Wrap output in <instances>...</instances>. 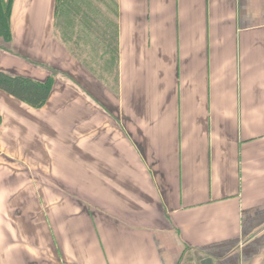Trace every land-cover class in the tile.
Segmentation results:
<instances>
[{
    "label": "crops",
    "instance_id": "1",
    "mask_svg": "<svg viewBox=\"0 0 264 264\" xmlns=\"http://www.w3.org/2000/svg\"><path fill=\"white\" fill-rule=\"evenodd\" d=\"M117 10L98 72L56 0L13 2L0 71L55 83L0 91V264H264V0Z\"/></svg>",
    "mask_w": 264,
    "mask_h": 264
},
{
    "label": "trees",
    "instance_id": "2",
    "mask_svg": "<svg viewBox=\"0 0 264 264\" xmlns=\"http://www.w3.org/2000/svg\"><path fill=\"white\" fill-rule=\"evenodd\" d=\"M13 2L14 0H0V41L6 43L12 41ZM88 3L91 4L90 8L85 6ZM63 16L69 19L71 36L96 38L103 50L104 57L101 60L108 64L113 61L116 65L119 57L117 0H56L57 27L59 19ZM105 56H109L108 59ZM77 57L80 61L86 62L80 56ZM54 83V75L46 82H38L0 71V91L8 93L34 109H40L47 103Z\"/></svg>",
    "mask_w": 264,
    "mask_h": 264
},
{
    "label": "rangeland",
    "instance_id": "3",
    "mask_svg": "<svg viewBox=\"0 0 264 264\" xmlns=\"http://www.w3.org/2000/svg\"><path fill=\"white\" fill-rule=\"evenodd\" d=\"M90 3L86 4L90 8L91 4ZM113 4V2H112ZM112 7V5H110ZM85 8V7H83ZM69 24V19L66 16H63L59 19L58 23V33L60 34V40L63 41V43L66 44V46L70 49L72 54L74 55V51L77 53L78 56L81 57L84 61H86L89 65H93V68H100L103 64L100 62L96 61V64H93V61H95L92 56V51L96 47H101L100 43L98 41L92 42V38H75L74 36L70 35V25ZM83 40V46H81V42ZM91 41V42H90ZM99 72V70L97 69ZM101 73V72H100Z\"/></svg>",
    "mask_w": 264,
    "mask_h": 264
},
{
    "label": "water",
    "instance_id": "4",
    "mask_svg": "<svg viewBox=\"0 0 264 264\" xmlns=\"http://www.w3.org/2000/svg\"><path fill=\"white\" fill-rule=\"evenodd\" d=\"M203 264H213V261L211 259L205 260Z\"/></svg>",
    "mask_w": 264,
    "mask_h": 264
}]
</instances>
